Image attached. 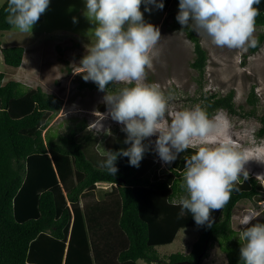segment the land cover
I'll use <instances>...</instances> for the list:
<instances>
[{
    "label": "trees",
    "instance_id": "obj_1",
    "mask_svg": "<svg viewBox=\"0 0 264 264\" xmlns=\"http://www.w3.org/2000/svg\"><path fill=\"white\" fill-rule=\"evenodd\" d=\"M163 3L159 10L164 14L171 5L179 9V0ZM254 7L259 10L255 25L263 30L251 52L264 41V0ZM6 8L7 0L0 6V30L12 28L6 21ZM181 30L193 43L191 66L198 73V106L208 118L219 111L253 117L258 121L254 137L263 139L264 112L255 111L254 86L246 97L252 106L247 111L234 103L233 89L225 94L202 91L207 51L191 27L181 26ZM0 49L6 65H21L22 46ZM3 80L0 72V264H140L139 260L185 264L201 262L214 242L227 258L219 264H243L239 231L231 227V218L239 201L262 193L254 177L249 176L244 186L234 185L225 206L211 213V226L197 225L191 213L185 210L181 214L179 204L174 203L186 195L180 187L185 161L196 148L177 154L162 174L153 170L150 178L138 175L146 151L139 167L118 156V171L112 176L100 163L106 151L119 152L130 146L124 142V131L117 128L114 136H108V129L99 137L101 132L87 126L85 119L73 120L63 133L48 130L50 119L61 108L60 96L15 79ZM82 86L98 88L92 82ZM107 88L117 92L123 86L110 83ZM97 183L108 186L101 188ZM256 223H264V209ZM187 227L200 231L189 252L164 256L157 252V246L171 243Z\"/></svg>",
    "mask_w": 264,
    "mask_h": 264
},
{
    "label": "rangeland",
    "instance_id": "obj_2",
    "mask_svg": "<svg viewBox=\"0 0 264 264\" xmlns=\"http://www.w3.org/2000/svg\"><path fill=\"white\" fill-rule=\"evenodd\" d=\"M5 0H0V6ZM148 7L151 11H145ZM144 22L157 27L161 37L155 48L152 68L146 69L144 83L157 84L159 90L167 100L166 119L171 122L168 113L190 110L198 106L199 93L198 73L192 68L194 60L193 43L181 30L176 20L179 9L171 5L166 14L153 5L141 3ZM85 0H50L46 11L33 25L31 31L21 32L12 27L9 30H0V48L9 46H22L24 48L21 65L17 68L6 65L0 49V72L4 73L3 82L15 79L25 86L40 87L47 93H54L62 99L60 110L55 113L48 123V130L56 133L66 131V126L73 120L85 119L87 126L100 131L99 137L105 130H110L108 136H114V129L122 131L123 125L114 121L109 108L104 102L105 92L98 88L83 87V73L80 61L87 54V49L95 43V24L86 16ZM75 18V19H74ZM263 28L255 25L254 36L257 38ZM196 33V32H195ZM197 34V33H196ZM201 46L207 51V61L202 82V91H218L221 94L234 90V103L242 105L244 110L251 109L246 102L250 89L254 86L257 97L255 111L264 112V41L254 51L244 49L220 48L211 44L208 37L201 34ZM66 61V62H64ZM123 87L129 85L115 83ZM109 93L110 88L106 89ZM118 92V91H117ZM195 97L197 100L193 101ZM217 127L204 142L196 140V149L200 146H217L228 143L240 153L245 163L240 173L237 186H244L246 180L243 173L252 176L258 181V188L262 193L253 199H243L233 209L231 227L240 231L248 225H241L240 221L246 215L261 213L251 221V224L262 218L264 209V138L256 140L254 131L258 121L251 116L246 118L237 115H228L219 111L209 118ZM47 130V131H48ZM158 137L153 135L145 138L144 163L140 166L138 175L150 178L152 171L162 174L169 163L163 162L155 150V141ZM108 185L102 183L101 188ZM99 197V193L96 194ZM197 227L180 229L171 243L156 247L161 255L180 252L187 253L199 237ZM226 255L214 242L208 250L207 256L201 259V264H219L226 261ZM140 264L148 263L139 260Z\"/></svg>",
    "mask_w": 264,
    "mask_h": 264
},
{
    "label": "clouds",
    "instance_id": "obj_3",
    "mask_svg": "<svg viewBox=\"0 0 264 264\" xmlns=\"http://www.w3.org/2000/svg\"><path fill=\"white\" fill-rule=\"evenodd\" d=\"M50 0H7L6 21L21 32L31 31L49 6ZM86 16L96 26L95 43L80 61L85 81H93L105 92L104 102L111 118L122 124L130 146L119 152L106 151L100 167L112 176L118 156L139 167L145 152L142 141L157 135L155 150L160 159L171 163L177 154L195 148L196 140L204 142L217 127L199 106L168 113L167 100L157 84H146V69L152 68L155 48L161 37L157 27L144 22L141 3L163 9V0H85ZM260 0H179L176 20L182 28L191 27L220 48L256 47L255 20ZM145 11H151L146 7ZM75 19V18H74ZM110 83L134 85L109 93ZM216 115V114H215ZM214 115V116H215ZM213 116V117H214ZM92 128V126L88 125ZM94 129V128H93ZM96 130V129H95ZM98 131V130H96ZM245 160L230 144L200 146L185 161L180 185L186 195L178 202L181 214L187 210L197 225L211 226V213L229 201L234 185L240 180ZM244 179L248 173H243ZM102 183H97L100 186ZM239 190V189H235ZM261 213L246 215L241 225H249ZM240 261L243 264H264V223H256L240 231ZM201 264V263H200Z\"/></svg>",
    "mask_w": 264,
    "mask_h": 264
},
{
    "label": "water",
    "instance_id": "obj_4",
    "mask_svg": "<svg viewBox=\"0 0 264 264\" xmlns=\"http://www.w3.org/2000/svg\"><path fill=\"white\" fill-rule=\"evenodd\" d=\"M185 264H200V261H199V259L196 261V262H194V263H185Z\"/></svg>",
    "mask_w": 264,
    "mask_h": 264
},
{
    "label": "built area",
    "instance_id": "obj_5",
    "mask_svg": "<svg viewBox=\"0 0 264 264\" xmlns=\"http://www.w3.org/2000/svg\"><path fill=\"white\" fill-rule=\"evenodd\" d=\"M101 186V185H100Z\"/></svg>",
    "mask_w": 264,
    "mask_h": 264
}]
</instances>
